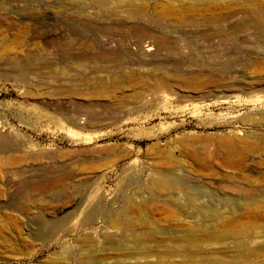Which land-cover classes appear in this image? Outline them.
<instances>
[{"label": "rangeland", "instance_id": "obj_1", "mask_svg": "<svg viewBox=\"0 0 264 264\" xmlns=\"http://www.w3.org/2000/svg\"><path fill=\"white\" fill-rule=\"evenodd\" d=\"M260 9L0 0V264H264Z\"/></svg>", "mask_w": 264, "mask_h": 264}, {"label": "bare ground", "instance_id": "obj_2", "mask_svg": "<svg viewBox=\"0 0 264 264\" xmlns=\"http://www.w3.org/2000/svg\"><path fill=\"white\" fill-rule=\"evenodd\" d=\"M256 14L258 15L259 18H260V17H264V10H263V9H260L259 11H256ZM146 46H148V45H146ZM152 49H153V47L150 46V47H147V48H146V51H150V50H152ZM86 61H87V60H86ZM90 64H91V63H90ZM101 64H102V63H101ZM106 64H108V63H106ZM77 65H78V64H77ZM123 65H124V64H123ZM160 68H161V67H160ZM155 70L159 71V68H155ZM160 73L162 74L161 77L166 76V75H167V76H168V75H169V76L172 75V76H176V77H180V76H181L180 74L178 75V74H175V73H169V71H167V70H163V71H161ZM219 237H223V236H222V235H219L218 238H219ZM128 238H129V237H128ZM216 238H217V237H216ZM218 238H217V239H218ZM187 240H188V239H187ZM191 240H193V239H191ZM194 241H195V240H194ZM196 241L198 242V240H196ZM197 242H196V243H197ZM199 242H200V240H199ZM188 243H189V242H188Z\"/></svg>", "mask_w": 264, "mask_h": 264}]
</instances>
